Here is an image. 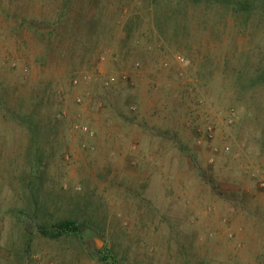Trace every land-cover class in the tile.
I'll return each instance as SVG.
<instances>
[{
	"label": "rangeland",
	"instance_id": "rangeland-1",
	"mask_svg": "<svg viewBox=\"0 0 264 264\" xmlns=\"http://www.w3.org/2000/svg\"><path fill=\"white\" fill-rule=\"evenodd\" d=\"M188 8L0 0V264H264V14Z\"/></svg>",
	"mask_w": 264,
	"mask_h": 264
},
{
	"label": "trees",
	"instance_id": "trees-1",
	"mask_svg": "<svg viewBox=\"0 0 264 264\" xmlns=\"http://www.w3.org/2000/svg\"><path fill=\"white\" fill-rule=\"evenodd\" d=\"M149 3L158 8L159 12L157 13L158 23L162 25L164 22L175 19L187 21L189 18L190 9L188 7L193 6L195 9L199 7H207L208 10H211L213 6H219L225 8L228 12H230V17L240 18L242 16H251L257 12L264 14V0H147ZM187 11V12H183ZM206 15H208L206 13ZM209 16H205L208 19ZM180 24V23H179ZM178 26L177 32L182 30ZM184 28V27H182ZM184 33V30H182ZM34 116V115H33ZM38 125H35L36 129ZM36 153L32 155L29 161V171L30 174L35 172L39 167V162L37 159ZM39 158V157H38ZM24 174H28V170L24 171ZM38 226L40 232L50 238H58L61 236H73L80 240L85 239L84 227H90L89 224L81 223L79 221V217L77 215H72L67 218H51L49 221H38ZM98 257L102 263H116L117 257L115 251L106 244L101 248L99 253L95 255Z\"/></svg>",
	"mask_w": 264,
	"mask_h": 264
},
{
	"label": "built area",
	"instance_id": "built-area-1",
	"mask_svg": "<svg viewBox=\"0 0 264 264\" xmlns=\"http://www.w3.org/2000/svg\"><path fill=\"white\" fill-rule=\"evenodd\" d=\"M82 78H83L84 80L90 81V80L94 79L95 77H93L92 74L86 72V73L82 76ZM115 80H116L115 76H111V77H109L108 80L106 81V84H108V85H109V84H112ZM79 81H80L79 78H75V79H74V83H75V84H78ZM76 128L82 130L83 132H85V133H87V134H90V135H93V134H94L93 131H91L90 127L87 126V125H76ZM211 130H212V129L209 128V132H210V134H211ZM210 136H211V135H210ZM198 142L201 143V140H199ZM226 149L229 150L228 147H227ZM210 161L213 162L214 159H211ZM252 177H254V178L258 181V184H259L262 188H264V171H262V172L254 171V172H252Z\"/></svg>",
	"mask_w": 264,
	"mask_h": 264
}]
</instances>
